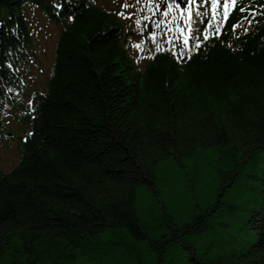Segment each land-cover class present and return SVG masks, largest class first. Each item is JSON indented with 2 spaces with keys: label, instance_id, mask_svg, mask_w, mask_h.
I'll return each instance as SVG.
<instances>
[{
  "label": "trees",
  "instance_id": "obj_1",
  "mask_svg": "<svg viewBox=\"0 0 264 264\" xmlns=\"http://www.w3.org/2000/svg\"><path fill=\"white\" fill-rule=\"evenodd\" d=\"M146 1L134 3L151 49L139 67L121 19L92 0H0V135L17 110L29 128L0 172V264H264V0H245L256 12L236 11L193 53L165 37L162 0ZM29 3L61 25L52 72L31 93ZM206 151L217 195L202 208L203 170L181 163ZM168 159L189 183L180 223L156 194L139 207Z\"/></svg>",
  "mask_w": 264,
  "mask_h": 264
},
{
  "label": "rangeland",
  "instance_id": "obj_2",
  "mask_svg": "<svg viewBox=\"0 0 264 264\" xmlns=\"http://www.w3.org/2000/svg\"><path fill=\"white\" fill-rule=\"evenodd\" d=\"M98 4L102 0H95ZM106 7L113 8L116 12L122 11L120 14L122 17H126L125 14H131L133 10L132 0H105ZM124 5H128L124 7ZM28 12L30 15H26L29 22L30 32L32 38L35 35V59L31 62L30 73L25 77L26 82L30 87H38L43 78L49 74L52 68V64L55 57L56 41L60 36V28L53 22L44 19L43 16H31L32 10H40L36 5L29 3ZM130 17V16H127ZM31 18V19H30ZM32 20V27H31ZM133 55L138 57L139 51L133 49ZM143 61H141V64ZM141 65L139 67H143ZM9 129L14 131V140L8 141L7 148L0 151V170H9L17 161V152L20 155L22 151V140L26 137L28 131V125L22 121L18 125L12 119L8 123ZM10 134V133H8ZM214 158L213 151H206L202 157L194 156L182 160V165L186 170L191 172L197 171L198 167H201L203 173L201 174L202 184L197 190V178H194L195 183V198L199 200V204L202 208L208 207L216 199L217 180L215 174V168L212 166V160ZM199 171V170H198ZM200 174V171L197 172ZM156 176V188L146 189L141 188L138 190L139 207L143 210L148 209L152 203L153 197L156 195L160 197L161 202L167 207L174 218L180 222L186 221L191 208V202L187 196L189 189V183L185 180L183 169L173 159L159 163L155 168ZM177 179L182 180L177 182ZM156 194V195H155Z\"/></svg>",
  "mask_w": 264,
  "mask_h": 264
},
{
  "label": "snow or ice",
  "instance_id": "obj_3",
  "mask_svg": "<svg viewBox=\"0 0 264 264\" xmlns=\"http://www.w3.org/2000/svg\"><path fill=\"white\" fill-rule=\"evenodd\" d=\"M196 3H197V0H189V5H194V4H196ZM211 3H212V7H213V9H215V8H217L218 6L221 5V0H211ZM237 4H238V0H224V2H223V8H224V18H225V21H226V22H227V20H228V18H229V15H230V13H229V11H228L229 7L231 6V7L235 10ZM61 6H62V5L57 4V7H61ZM127 6H128V5H124V7H127ZM176 7H180V6H179V5H176ZM260 7H261V8H264V5H261ZM239 10H240L241 12H244V11H251L253 14L256 12V9H255V8H252L251 6H250L249 8H247V9L241 7ZM198 14H199V13H197V15H198ZM261 14L264 15V12H262ZM71 18L74 19V17H71ZM245 19L247 20L248 18L245 17ZM191 22H192V17H191V13H190V14H189V23H191ZM248 22H249V23H252L251 20H249ZM138 23H139V21H138ZM231 27H232L233 29H236V28L241 27V25H240L239 23H235V24H232ZM192 35H193V33H192V32H189V37H191ZM213 35L219 37V36H222L223 33L217 29L216 31H214ZM202 39L206 40V39H209V37H208V35H205ZM189 43H190V40H189V38L186 37V38H185V41H184L185 46H188ZM136 47L139 48L140 45L137 44ZM188 58L190 59L191 57L189 56ZM30 103H31V101H30ZM29 135H31V133H29Z\"/></svg>",
  "mask_w": 264,
  "mask_h": 264
},
{
  "label": "water",
  "instance_id": "obj_4",
  "mask_svg": "<svg viewBox=\"0 0 264 264\" xmlns=\"http://www.w3.org/2000/svg\"><path fill=\"white\" fill-rule=\"evenodd\" d=\"M170 5H173L174 3H182L185 0H167Z\"/></svg>",
  "mask_w": 264,
  "mask_h": 264
}]
</instances>
